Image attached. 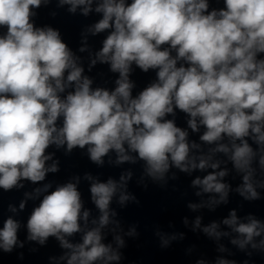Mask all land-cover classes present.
<instances>
[{
    "label": "clouds",
    "instance_id": "clouds-1",
    "mask_svg": "<svg viewBox=\"0 0 264 264\" xmlns=\"http://www.w3.org/2000/svg\"><path fill=\"white\" fill-rule=\"evenodd\" d=\"M42 3L50 0H0V189L33 186L19 208L8 204L13 214L38 201L26 223L13 215L3 219L0 253L54 238L61 254L49 264H125V237L139 239V224L125 231L112 204H140L128 191L134 173L128 168L102 181L85 172L87 207L79 175L55 186L48 179L61 170L49 149L66 156L79 149L97 166L106 157L110 165H141L144 190L177 192L170 181L178 173H202L190 181L199 199L186 201V208L228 210L207 223L203 214L191 223L182 218L217 253H202L190 264H255L254 254L264 256V217L238 213L245 203L264 201V0H58L70 14L99 15L75 50L59 29L36 26ZM89 34H103L98 50L91 49ZM98 64L108 67L111 85L99 86L90 75ZM136 69L154 73L138 91ZM180 114L186 127L177 123ZM233 196L240 202L228 207ZM22 226L25 240L18 235ZM173 228L171 221L152 225L161 250L188 238Z\"/></svg>",
    "mask_w": 264,
    "mask_h": 264
}]
</instances>
